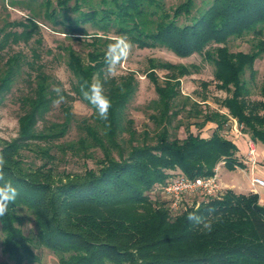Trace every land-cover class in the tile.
Returning <instances> with one entry per match:
<instances>
[{"label":"trees","instance_id":"obj_1","mask_svg":"<svg viewBox=\"0 0 264 264\" xmlns=\"http://www.w3.org/2000/svg\"><path fill=\"white\" fill-rule=\"evenodd\" d=\"M100 3V9L92 8L91 0H57L55 9L49 0L41 3L43 16L66 37L90 39L84 44L85 58L71 47L63 49L73 77L70 91L46 72L37 48L29 56L18 51L1 57L6 49L27 44L38 33L34 18L0 28V105L18 83L29 89L17 99L21 110L17 137L0 141V153L7 161L5 179L19 192L0 218L3 253L14 264L37 262L35 244L54 254L57 264H264V204L257 194L225 190L197 209L174 215L153 193L178 175L213 176L222 162L229 170L242 169L237 146L221 133L229 118L254 144L264 146V75L257 88L260 99L251 100L254 65L264 56V0H212L196 11L194 0L168 10L156 0ZM87 26L97 33L88 34ZM249 34L255 38L250 51L229 50L230 40ZM121 35L140 49L166 48L179 58L201 56L213 66L216 88L226 93L219 105L227 115L208 107L202 110L200 102L182 95L181 79L190 76L194 66L149 59L145 76L156 99L147 109L154 129L138 134L127 114L138 91L136 76L129 72L104 78V50ZM40 41L36 40L38 45ZM159 69L166 71L162 80L155 73ZM94 78L101 80L112 101L107 121L100 120L81 95V85ZM55 87L62 88L65 96L58 105L63 119L47 124L46 117L56 106ZM75 100L92 114L77 125V141L59 145L74 123ZM182 113L199 121L184 123ZM208 123L215 125L208 137L190 131L191 126L200 130ZM181 128L184 138L177 136ZM53 149L64 159L80 153L89 157L90 150H99L101 157L96 169L58 174ZM24 150L40 163L26 166ZM19 209L32 214L35 239L18 226ZM189 213L208 219L213 230L202 231L201 225L187 219Z\"/></svg>","mask_w":264,"mask_h":264},{"label":"rangeland","instance_id":"obj_2","mask_svg":"<svg viewBox=\"0 0 264 264\" xmlns=\"http://www.w3.org/2000/svg\"><path fill=\"white\" fill-rule=\"evenodd\" d=\"M42 1L44 0H0V28L6 23L23 22L26 18H34L39 28L38 33L27 44L21 43L19 45H13L11 48L6 49L1 57H6L7 55L18 51L29 56L31 49L37 48L41 53V61L45 66L46 72L58 80L63 85L64 90L70 91L73 77L66 68L63 49L71 47L85 58L88 49L84 44L85 41H89L90 39L86 37L84 39H75L70 38L69 36L66 37L60 32V27H53V24L42 14L44 11V7L41 6ZM49 1L51 2V8L55 9L57 0ZM100 1L101 0H91V7L94 9L102 8L103 5H101ZM156 1L163 4L164 8L168 10L179 5L184 0ZM211 2L212 0H194V11L207 8ZM71 5L72 3L70 6ZM35 13H37L38 16H35ZM67 14L70 15L69 10L67 11ZM87 30L90 35L97 33L96 30L90 26H87ZM110 36H112V34H110ZM36 40H41V43L38 45ZM253 43H255V38L252 34H249L242 38L230 40L228 42V48L231 52H248L251 50ZM149 59H155L157 61L168 62L171 64H183L188 67L194 66L195 69H191L192 74L181 79L180 87L182 95L189 96L193 100L200 102L202 110H206V107H208L212 111H220L227 115V111L219 105V101L226 97V93L216 88L215 82L213 81V66L205 62L201 56L192 55L188 58H179L166 48L157 47L140 49L136 45H132L127 60L119 66L115 77L132 72L138 80V91L128 105L127 110L128 117L133 120L134 128L138 134H141L144 130L151 133L154 129L152 123L148 119L150 111L147 109L150 102L156 99L153 85L145 76L148 71ZM254 69L257 73L255 80L256 85H251V100H259L260 96L257 88L261 83L262 75H264V56L255 62ZM155 73L159 79L162 80L166 71L159 69L156 70ZM202 83H205L206 87H204ZM28 90L29 89L26 88L23 83H18L13 87L11 93L6 96L0 105V141L9 142L17 137L18 118L21 115L17 99ZM202 100H205V102ZM71 113L75 119L74 123L68 134L62 140L57 142L59 145L77 141L80 137L77 125L81 120L89 119L92 110L83 102L75 100L71 103ZM180 117L184 123H194L199 121L196 118H186L185 113H182ZM62 119L63 117L60 109L58 105H56L47 115L46 123L61 122ZM41 126L42 124L39 128H42ZM214 129L215 125L211 123L206 124L205 127L200 130L196 129L194 126L190 127L192 133H199L203 137L210 136ZM221 133L228 140L238 144L240 161H243L242 169L238 168L235 170H229L221 163L218 165L217 177L219 186L221 187V193L223 194L225 190L231 189L235 194L248 195L250 194L249 192L254 191V188L249 182V179L255 176L252 170L253 166H255L254 170L257 169L264 172V158H262V156H264V154H262L264 146L254 144L255 155L251 159L252 162L250 161L248 163V146L250 139L241 133L240 126L237 125L236 121L229 118L225 130ZM177 136L179 138H184L186 136L185 130L183 128L179 129ZM51 154H55L58 159L55 167V171L58 174H61L62 172L82 173L86 168L96 169V160L101 157V152L99 150H90L88 152L90 155L89 157H84L82 153H80L79 156L71 157L69 155L64 159L56 149H53ZM22 155L26 162V166H36L40 163L31 152L24 150ZM150 195L151 198H153L155 194ZM207 201L208 199H202L198 203L195 202L192 206L188 207L187 211L190 209H197L202 203H206ZM18 215L20 218L18 226L22 229L24 235L35 239L36 230L32 214L25 209H19ZM2 239L3 235L0 230V264H14V262L11 261L2 251ZM32 252L37 257L38 261L24 264H57V258L54 254L36 244L33 245Z\"/></svg>","mask_w":264,"mask_h":264},{"label":"clouds","instance_id":"obj_3","mask_svg":"<svg viewBox=\"0 0 264 264\" xmlns=\"http://www.w3.org/2000/svg\"><path fill=\"white\" fill-rule=\"evenodd\" d=\"M84 39V37H83ZM132 43L125 36H117L106 45L103 53L104 64L106 71L104 73L105 80L117 75L119 66L125 62L130 54ZM119 84V82H118ZM123 90L122 84H119ZM56 99L53 101L55 105H59L65 101L63 90L60 87H55ZM81 95L84 100L92 105L98 115V118L107 121L112 107L111 99L105 95L104 87L100 79L94 78L90 83L85 81L81 85ZM7 161L2 153H0V218L7 215L9 205L16 202L19 192L13 185L11 180L5 179V167ZM214 209H209L213 212ZM187 219L193 221L196 225L202 226V231L211 232L213 230L212 223L195 213H189Z\"/></svg>","mask_w":264,"mask_h":264},{"label":"built area","instance_id":"obj_4","mask_svg":"<svg viewBox=\"0 0 264 264\" xmlns=\"http://www.w3.org/2000/svg\"><path fill=\"white\" fill-rule=\"evenodd\" d=\"M248 151V156L252 159L255 155V148L251 140H249ZM221 164L224 165L223 162ZM217 170L218 166L215 168V174L209 177L175 176L164 184L156 186L153 193L166 203L172 214L177 215L186 211L195 202L198 203L202 199L219 198L222 195ZM250 184L253 188L264 189V178L252 177Z\"/></svg>","mask_w":264,"mask_h":264},{"label":"crops","instance_id":"obj_5","mask_svg":"<svg viewBox=\"0 0 264 264\" xmlns=\"http://www.w3.org/2000/svg\"><path fill=\"white\" fill-rule=\"evenodd\" d=\"M244 139V138H243ZM245 142H246V140H245ZM235 143V145L237 146V148H238V144L236 143V142H234ZM257 145V144H256ZM238 151H239V148H238ZM239 154H240V151L238 152ZM262 154H264V150H262ZM262 158H264V156H262ZM248 163L251 161V159L249 158V156H248ZM243 162V161H242ZM252 162V161H251ZM244 164H245V162H244ZM254 167L255 166H253V172H254V177H259V178H264V172H262V171H259V170H254ZM236 169H238V168H236ZM251 179V178H250ZM250 179H249V182H250ZM231 190V189H230ZM249 193H255V194H257L258 196H259V202L261 203H264V189H260V188H254V191H252V192H249ZM261 203V204H262Z\"/></svg>","mask_w":264,"mask_h":264}]
</instances>
